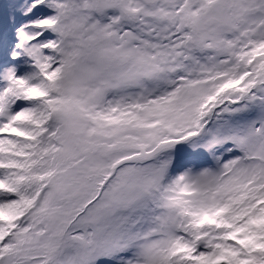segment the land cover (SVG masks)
I'll return each instance as SVG.
<instances>
[{
    "label": "snow or ice",
    "instance_id": "obj_1",
    "mask_svg": "<svg viewBox=\"0 0 264 264\" xmlns=\"http://www.w3.org/2000/svg\"><path fill=\"white\" fill-rule=\"evenodd\" d=\"M0 264H264V0H0Z\"/></svg>",
    "mask_w": 264,
    "mask_h": 264
}]
</instances>
